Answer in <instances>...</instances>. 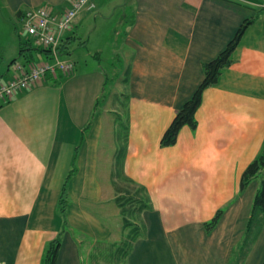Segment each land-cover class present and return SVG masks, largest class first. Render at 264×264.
Instances as JSON below:
<instances>
[{
	"label": "crops",
	"instance_id": "obj_1",
	"mask_svg": "<svg viewBox=\"0 0 264 264\" xmlns=\"http://www.w3.org/2000/svg\"><path fill=\"white\" fill-rule=\"evenodd\" d=\"M69 1L0 0V28L31 6L59 12ZM94 1L64 34L62 56L73 70L0 102V264H41L57 237L55 264L110 256L113 264H234L261 178L239 190L264 143V0ZM245 19L231 63L202 92L195 128L184 125L174 144L160 145L201 82L203 63ZM115 22L125 29L124 66L109 94L101 54L116 46ZM6 39L14 53L15 39L1 31L0 50ZM10 68H0V81L14 74ZM70 169L62 217L58 199ZM121 199L133 209L123 213ZM255 233L242 258L234 253L240 264H264V217ZM98 242L108 252L98 254Z\"/></svg>",
	"mask_w": 264,
	"mask_h": 264
},
{
	"label": "trees",
	"instance_id": "obj_2",
	"mask_svg": "<svg viewBox=\"0 0 264 264\" xmlns=\"http://www.w3.org/2000/svg\"><path fill=\"white\" fill-rule=\"evenodd\" d=\"M21 14L22 12H20V15ZM250 21H251L250 19H245L243 22H241V24L235 31V34L233 35V37L226 44L225 48L219 51L213 58L203 63L204 75H203L201 82L199 83L195 91L192 93V95L175 112L171 122L166 127V129L164 130L160 138V145L167 146V145L174 144L176 142L179 129L184 125H187L191 128H195L196 126L195 112L201 103L203 90L208 86L216 84L220 77L222 70L225 69L231 63L232 61L231 52L237 45L240 36L242 35L243 31L245 30V28L247 27V24ZM63 38H64V34L60 37V43L58 45V50L61 56H62L63 47L65 45ZM32 41L33 39L29 36L26 41H19L18 55L24 56L25 58L23 61H19V60H16V58H12V60H10L9 62L11 63L10 65L15 66L17 62L25 63V64L26 63L36 64L40 62L42 59L46 58V56L48 55L49 48H43L41 45L35 43L34 41L33 42L36 44L34 48L40 52L39 54H41L42 58L35 60V59H32L33 55L31 54V52H29V54H26L25 50L28 48H32V45H31ZM2 60H3V54H2V51L0 50V64ZM14 73H15V69H14ZM3 74H4V71L0 72L1 77ZM58 75H62V74H58ZM4 81H0V82H4ZM104 97H105V92L101 90V94L99 98L95 101V106L99 105V103H102L104 100ZM9 99L10 98H8L7 100ZM72 172H73V169H70V171L66 175L63 181L62 188H61L60 199H58V210L62 217L64 216L65 205H66L65 204L66 199L64 197L65 187H66L67 181L70 175L72 174ZM258 174L260 175L261 178H260L259 186L252 199L250 214H249V218L246 223L244 235L241 238L237 247L233 250V260L232 261L234 264H240L237 260H234V253L236 252V250L243 251L242 254L240 255V258H242L246 254L249 245L254 240L253 238H254V235L256 234L255 232H256L258 219L262 220L264 217V143L262 145V148L259 154L255 158H253L248 163L246 168L243 170L242 175L240 177V181H239V190L241 191L242 189H244L246 185L248 184V182L250 181V179L255 177ZM125 200L129 201V199H121V201L119 202V205L121 206V210L123 211V213L124 211L127 212V208H128L126 207V203L128 201L125 202ZM222 212L223 210L221 208L217 209L213 217L205 223V229L207 231L211 230L215 226ZM124 215H125V220L130 221L129 218L126 217V214ZM59 245H60L59 237L54 238L53 240L46 243L44 251H43V256L41 259V264H55L56 254H57Z\"/></svg>",
	"mask_w": 264,
	"mask_h": 264
},
{
	"label": "built area",
	"instance_id": "obj_3",
	"mask_svg": "<svg viewBox=\"0 0 264 264\" xmlns=\"http://www.w3.org/2000/svg\"><path fill=\"white\" fill-rule=\"evenodd\" d=\"M95 7L93 0H72L60 12H52L45 5L31 6L20 15L26 34L43 48H49L48 55L36 64L17 62L15 73L4 82H0V102L11 98L13 94L27 89L46 75L57 77L66 74L74 67V62L61 56L58 45L60 37L68 31L81 10Z\"/></svg>",
	"mask_w": 264,
	"mask_h": 264
},
{
	"label": "rangeland",
	"instance_id": "obj_4",
	"mask_svg": "<svg viewBox=\"0 0 264 264\" xmlns=\"http://www.w3.org/2000/svg\"><path fill=\"white\" fill-rule=\"evenodd\" d=\"M71 1L72 0H70L67 5H69L71 3ZM94 3H95V1H94ZM51 11L54 12V13H56V11H53L52 9H51ZM80 12L81 11H79L78 14ZM116 14H117V12H115V15H114L112 21L115 20ZM92 25H93V23H92V21H90L86 25V27H92ZM117 25H118V23L115 22L113 24L112 31L109 32V35L111 33V36L113 37L112 42H113V40L116 41V46L114 47V50L112 52H110L111 47H112V44L111 45H105V46H107L108 49H104V52L101 54V64L103 65V67L105 69V74H106V77H107L106 78L105 88H106V90H108V93L111 91V88L116 83V80L118 78V74L119 73H122L123 66H124V64H123V55L122 56L120 55L121 49L118 48V43H120L125 29L124 28H118ZM97 28L99 30L101 29V27L99 25L97 26ZM105 28H106V25H105ZM98 29L94 33H96L98 31ZM0 31L3 34V39H5V38H11V36H12L15 39L16 46L19 45V41H26L28 39V35L26 34V32L24 31V28H23V23H22V21L19 18H14V21L13 22H10V24H8L6 27H1L0 28ZM93 34H91V36H90V41L94 38ZM113 34H114V36H113ZM86 35H87V32L84 31L83 36L86 37ZM9 42L10 41H7V39H6L5 40V44H4L5 47H4L3 50L1 49L2 54H3V60H2V62L0 64V68H2V69H4L6 66H10L11 63H9V62H10V60H12V58H16V60H19V61H23L24 58H25L24 56L18 55V51H16L18 49H16V48H15V51L13 53V50H12L13 49V47H12L13 46V43H12V46H11V45H9ZM31 45H32V48H28V49L25 50L26 54H29V52H31V54L34 57L33 59L39 58L40 55L39 56L38 55L35 56L36 53H40L39 51H37L34 48L36 44L32 41L31 42ZM76 45H78V44L75 43V44H72L71 46H69V50L73 52V48ZM102 55H104V56L102 57ZM71 56H73L72 57L73 59L75 58V55L72 54ZM12 67L14 68L13 65H12ZM13 68H10L11 71H13ZM116 93H118V90L116 91ZM127 201L128 200H125V202H127ZM126 206L129 207V208H131V209H133V202H132V200L129 199V201L126 203ZM126 216L129 217L130 215H126ZM107 246H108V244H106L105 242H102V243L101 242H98V244L95 247H96V249L99 250V253L98 254H100L102 252V249H104L106 252H108V247ZM120 259H121V257H119V260ZM121 262H124V261H121ZM102 264H113V259L110 256L108 258V260L105 261V263H102Z\"/></svg>",
	"mask_w": 264,
	"mask_h": 264
}]
</instances>
